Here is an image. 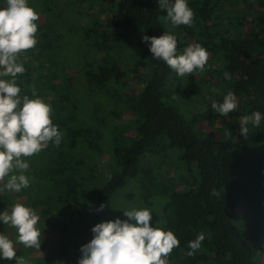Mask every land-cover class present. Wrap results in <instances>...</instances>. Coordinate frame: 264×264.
<instances>
[{
    "label": "trees",
    "instance_id": "trees-1",
    "mask_svg": "<svg viewBox=\"0 0 264 264\" xmlns=\"http://www.w3.org/2000/svg\"><path fill=\"white\" fill-rule=\"evenodd\" d=\"M86 1L70 0L79 6ZM100 1L106 4L107 24L83 21L70 29L61 21L64 29L52 21L36 22L37 44L19 56L26 67L18 74L20 94L50 104V118L63 133L59 146L48 142L27 157L30 187L19 191L29 205L43 209L46 227L59 236L60 264H77L80 247L92 239L91 228L116 217L127 219L122 211L132 207L150 209V224L177 236L179 246L167 264H260L264 120L259 127L249 125L246 138L238 129L242 116L264 113V12L259 10L264 0H188L191 26H173L157 0ZM28 4L36 12L41 6L48 17L56 10L50 0ZM229 7L232 14L225 18ZM247 17L250 28L242 31ZM164 32L176 36L178 53L190 44L203 46L209 53L204 69L177 76L152 58L141 37ZM123 47L138 50L131 66L119 55ZM73 69L78 71L74 79ZM131 73L143 88L125 97L122 79ZM198 76L201 83L206 76L214 78L224 94L232 91L239 99L237 109L226 116L191 110ZM178 99L185 105L183 114ZM122 114L131 119L124 121ZM206 118H220L221 127L199 131L197 124ZM124 128L134 135H123ZM106 152L111 160L99 171L95 159ZM168 153L184 165L186 188L167 183L156 171L160 162L148 159ZM101 204L103 211H96ZM199 233L204 235L201 247L188 256L187 244Z\"/></svg>",
    "mask_w": 264,
    "mask_h": 264
},
{
    "label": "clouds",
    "instance_id": "clouds-1",
    "mask_svg": "<svg viewBox=\"0 0 264 264\" xmlns=\"http://www.w3.org/2000/svg\"><path fill=\"white\" fill-rule=\"evenodd\" d=\"M157 3L173 26H191L194 13L188 0H157ZM38 19L39 13L29 6L28 0H0V180L7 177L0 191L19 192L29 187L30 177L26 174L29 162L25 158L40 152L48 142L59 146L63 136L50 118L51 105L39 97L21 95L17 82L18 74L25 71L20 54L37 44ZM141 39L152 58L162 60L177 76L203 70L209 56L198 43L178 53L176 36L171 33L164 32L159 37L143 35ZM225 78H231L227 72ZM210 107L226 116L237 109L236 96L228 91L222 102H213ZM262 120L264 113L260 111L242 116L240 136L246 138L248 126L259 127ZM103 209L101 204L96 211ZM122 213L127 219L116 217L91 228L92 239L80 247L77 264H167L168 255L179 246L174 232L152 226L153 215L146 207H132ZM39 219L35 209L19 202L10 210L0 211V224L16 230L15 241L0 232V260L28 264L24 257L16 255L15 244L40 248L42 234L36 227ZM203 240V233L190 240L187 255L192 256Z\"/></svg>",
    "mask_w": 264,
    "mask_h": 264
},
{
    "label": "rangeland",
    "instance_id": "rangeland-1",
    "mask_svg": "<svg viewBox=\"0 0 264 264\" xmlns=\"http://www.w3.org/2000/svg\"><path fill=\"white\" fill-rule=\"evenodd\" d=\"M51 4L56 7L53 15L50 17L46 16L45 12L42 11L41 6H37V11L39 13V19L36 21L39 25H46L48 22H55L59 25L65 24V26H70L74 28L80 22L83 21H97L100 26L105 25L108 23L106 17V4L100 0H87L83 3L82 6L74 5L70 0H50ZM30 3L31 0H28ZM254 11L255 8H252ZM264 12V8L259 9ZM225 18H227L230 14H232V9L229 7L226 9ZM247 21L243 22L241 28L242 31H248L250 28V21L251 17L246 18ZM232 21V20H231ZM60 22V23H59ZM239 24L242 23V19H238ZM61 27H63L61 25ZM67 29L68 27H63ZM121 43V41L119 42ZM138 53L137 49H128L123 47L122 50L119 51V55L122 57V62L127 66L130 64H134L135 60L134 57ZM24 65V64H23ZM209 70L211 71L212 66L208 64ZM24 68H26L24 66ZM78 75V71L73 69L71 71V77L74 79ZM74 81V80H73ZM204 83L200 82V77H196V82L194 80V90L196 93L192 96L195 99L196 103L188 102V106L191 107V110H194L196 113H207L210 115L211 112L214 110L211 109L210 104L216 102L217 99L221 98L222 95L225 93V87L218 83L214 78L206 76L203 79ZM124 83L123 95L125 97H133L139 95L141 92L143 85L140 81L137 80L135 75L131 73L128 77L122 79ZM237 99V97H236ZM182 101V100H181ZM239 101V99H237ZM179 99L177 103V107L180 108L181 113L183 114V109H185V105L179 104ZM105 115V114H103ZM124 121H129L131 117L129 114L123 115ZM103 125H106L107 122L110 120V116L105 117ZM221 127V119L218 118L215 122H210L208 118L204 119L202 122L197 124V129L201 132H209V131H216L218 128ZM122 134L125 136H132L134 133L129 128L122 129ZM28 160V158H25ZM150 161H158L161 165L157 166L156 171L158 172L159 176L163 175L166 178L167 183L173 184L174 188L181 190L182 188H186V184L189 182V177L186 172L184 165L178 160V155H160L158 157H148ZM111 160L110 153L106 152L99 156V158L95 159V166L101 170L102 167L107 165ZM26 174L31 178V166L29 162V168L27 169ZM161 174V175H160ZM166 175V176H165ZM7 177L4 180H0V187L6 182ZM30 185V182H29ZM30 187V186H29ZM29 187L26 189L28 190ZM23 189L21 191H26ZM123 190H120L114 197L119 194H122ZM22 203L27 206L32 207L36 210L37 214L39 215L40 219L36 225V227L41 231L40 236V248H26L22 244H15V251L19 257H24V259L28 262V264H60L62 260L58 254L57 248L59 247V236L57 233L49 228L46 227V221H44L43 217H46L43 209L40 206H32L29 205L26 197L19 194V192L4 190L0 191V211L7 208L8 210L11 209L14 203ZM238 217H242V210L239 209L237 213ZM254 222L255 219H252ZM260 229H263L264 222H260L258 224ZM0 232H4L9 236L10 239H16V230L9 225H2L0 224ZM258 248L260 253V264H264V240L260 237L258 242Z\"/></svg>",
    "mask_w": 264,
    "mask_h": 264
}]
</instances>
